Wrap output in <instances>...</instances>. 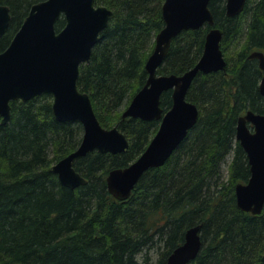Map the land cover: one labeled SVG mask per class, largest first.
Wrapping results in <instances>:
<instances>
[{
	"label": "trees",
	"instance_id": "1",
	"mask_svg": "<svg viewBox=\"0 0 264 264\" xmlns=\"http://www.w3.org/2000/svg\"><path fill=\"white\" fill-rule=\"evenodd\" d=\"M38 1L0 0L12 13L0 52ZM163 2L96 0L114 12L90 62L80 67L78 85L91 96L101 124L118 126L130 146L123 153L95 150L75 159L86 178L81 186L62 184L53 166L79 146L82 124L58 120L50 93L11 102L10 122L0 124V264H139L136 257L145 248L158 249L159 256L151 263L143 253V264H166L186 231L200 223L202 247L190 264H264V210L243 211L235 194L236 184L251 175L236 139L238 117L249 109L264 113L263 71L249 58L253 50L264 51V0H248L234 17L227 15L226 0H211L215 26L224 31L222 48L244 38L240 50L226 58V71L200 73L193 81L187 98L199 106L200 116L169 160L147 170L128 199L108 190L109 172L134 161L160 125L122 113L147 80L145 62L164 26ZM64 24L61 18L56 28ZM210 28L175 37L158 73L192 68ZM161 101L169 109L172 91ZM229 155L225 179L222 164Z\"/></svg>",
	"mask_w": 264,
	"mask_h": 264
},
{
	"label": "water",
	"instance_id": "2",
	"mask_svg": "<svg viewBox=\"0 0 264 264\" xmlns=\"http://www.w3.org/2000/svg\"><path fill=\"white\" fill-rule=\"evenodd\" d=\"M95 1L41 0L34 3L10 44L0 52L1 125L11 120L12 101H29L43 93L53 95V112L58 120H78L82 124L79 146L53 166L60 182L71 188L86 182L74 167L75 159L95 150L123 153L130 145L117 126L106 128L101 124L89 93L78 86L80 66L90 61L92 50L113 14L111 8L96 5ZM210 1L165 0L162 5L165 25L157 34L154 49L145 64L149 76L123 111V118L157 119L161 124L137 159L109 172L107 187L117 199H128L147 170L164 165L197 123L199 108L186 97L196 76L200 72L211 73L227 67L221 48L223 30L214 27ZM246 3L247 0H227V15H239ZM62 17L65 24L57 29L56 24ZM11 20L10 6L0 3V37L8 31ZM206 23L213 27L207 33L204 52L197 64L182 74H157L173 39L183 30H196ZM249 57L257 58L264 71L263 51L255 50ZM168 90L173 92V104L164 112L161 96ZM260 91L264 95V74ZM237 139L247 153L251 170L249 180L236 185L237 204L242 210L258 215L264 209V113L248 110L240 116ZM201 228L200 223L186 231L184 242L170 253L166 264H190L197 258L202 247Z\"/></svg>",
	"mask_w": 264,
	"mask_h": 264
},
{
	"label": "rangeland",
	"instance_id": "3",
	"mask_svg": "<svg viewBox=\"0 0 264 264\" xmlns=\"http://www.w3.org/2000/svg\"><path fill=\"white\" fill-rule=\"evenodd\" d=\"M243 40L244 38H241L239 40H234V41H230V42H226L224 44L225 46V56L228 60H230L233 56L234 58L236 57L237 55V52L240 50L242 44H243ZM258 113V112H257ZM231 160V156H227V160L222 164V169L224 171V177L225 179L228 178V175H229V169H228V164ZM149 256L151 257V260L150 262L151 263H154L159 254H158V249H152L150 252H149ZM138 260H139V264H143V257H142V254L138 256Z\"/></svg>",
	"mask_w": 264,
	"mask_h": 264
},
{
	"label": "bare ground",
	"instance_id": "4",
	"mask_svg": "<svg viewBox=\"0 0 264 264\" xmlns=\"http://www.w3.org/2000/svg\"><path fill=\"white\" fill-rule=\"evenodd\" d=\"M205 74V73H204ZM152 249L150 248V249H148V248H145L143 251H142V257H143V253H146V252H148V254H149V252L151 251ZM141 254H139V255H141ZM138 255V256H139ZM170 255V254H169ZM138 256L136 257V259H137V262H139V260H138Z\"/></svg>",
	"mask_w": 264,
	"mask_h": 264
},
{
	"label": "flooded vegetation",
	"instance_id": "5",
	"mask_svg": "<svg viewBox=\"0 0 264 264\" xmlns=\"http://www.w3.org/2000/svg\"><path fill=\"white\" fill-rule=\"evenodd\" d=\"M246 111H247V110H246ZM246 111H245V112H246ZM241 115H242V114H241ZM238 118H239V117H238Z\"/></svg>",
	"mask_w": 264,
	"mask_h": 264
}]
</instances>
